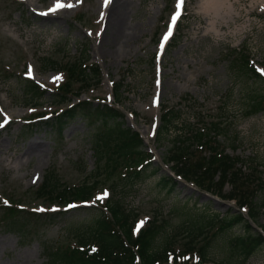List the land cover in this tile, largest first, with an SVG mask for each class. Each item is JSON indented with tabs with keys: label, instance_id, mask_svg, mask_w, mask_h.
<instances>
[{
	"label": "rangeland",
	"instance_id": "rangeland-1",
	"mask_svg": "<svg viewBox=\"0 0 264 264\" xmlns=\"http://www.w3.org/2000/svg\"><path fill=\"white\" fill-rule=\"evenodd\" d=\"M56 2L0 0V122L4 120L3 112L14 118L6 128H0V264H44L45 246H78L79 236L107 209L105 200L96 198L105 190L110 193V189L112 197L119 198L130 211L131 220L134 216L135 220L143 219L144 229L154 219L161 224L150 253H160L163 259L170 253L185 256L176 264H200L199 257L208 260L202 264H264V245L248 258L227 251L231 239L246 234L243 224L207 244L210 235L192 241L187 229L194 214H204L208 221L207 217L240 212L250 219L248 212L240 211L235 201L207 194L179 177L177 184L163 182L164 175H174L166 156L175 132L160 141L152 134L153 125H158V132L162 126L165 107L176 111V119L181 122L222 119L226 131L218 139L226 152L257 167V175L264 180V112L248 116L243 112L250 94L264 89V83L252 75L249 65L241 66V53L245 52L251 64L264 69V0H185L186 14L162 57H158V41L179 0H113L123 5L122 20L130 35L118 49L104 35L105 19L99 8L104 0H63L75 7L50 17L35 13L47 11ZM84 48H88L91 62L98 64L103 74L98 86L81 97L92 99L95 105L114 104V84H121V102L114 105L125 113L126 125L143 136L146 150L153 155V167L161 170L147 173L127 191L113 188V178L102 177L94 192L100 194L89 203L92 209L51 218L47 213L57 204L38 198L36 189L53 167L67 185L90 182L88 178L96 167L95 129L78 117L59 136L50 123L37 120L40 114L57 115L66 108V104L56 103L59 98L55 88L65 82L66 76L55 69L59 66L43 68V62L48 59L61 64ZM30 66L34 79L47 89L37 108L26 106L22 95L21 79ZM57 76L62 80L55 81ZM157 94L159 106L154 104ZM34 145L38 149L26 154ZM226 189L229 191L230 186ZM255 202L258 220L250 221L258 230L264 225V186L258 190ZM8 205L21 210L6 209ZM11 222L24 225L27 240L22 241L17 231L8 229ZM218 227L220 223L216 222L214 228ZM204 244L205 258L201 250ZM162 264L173 263L163 260Z\"/></svg>",
	"mask_w": 264,
	"mask_h": 264
},
{
	"label": "trees",
	"instance_id": "trees-1",
	"mask_svg": "<svg viewBox=\"0 0 264 264\" xmlns=\"http://www.w3.org/2000/svg\"><path fill=\"white\" fill-rule=\"evenodd\" d=\"M242 56L241 66L247 67L249 58L246 54ZM89 60L90 56L87 50H84L81 55L65 61L60 66L68 76L67 82L58 93L63 98L61 102H64L69 94L80 95L82 90L89 91L99 83L101 71L99 67L90 64ZM56 64L58 63L47 59L43 62V67ZM248 70L264 82V78L257 73L253 65H249ZM22 83L26 104L39 105L44 91L31 80L24 79ZM73 83H80L78 90H72ZM119 88L120 86L117 85L116 97L119 96ZM243 112L246 115L264 112V89L255 90L250 94ZM76 116H81L87 126L95 129L93 148L97 170L89 178L92 185L84 182L78 187H68L61 181L57 170L53 167L47 171L36 191L39 198L58 203L87 200L93 196L95 184L102 177L113 178L115 189L122 187L127 191L129 188H135L147 172H158V169L150 163L152 155L145 151V144L140 134L126 125L123 113L117 108L109 105H94L89 101L77 103L63 111L60 119H55L54 126L58 128L60 136L65 123ZM176 118L177 114L172 109L165 111L157 137L160 141L172 130L175 131L174 138L171 139L172 145L168 149L167 162L172 163L176 175L194 182L202 190L236 200L240 207L247 206L250 217L256 221L259 210L256 204L254 206V198L258 190L264 186V180L257 175V167L247 165L243 159L226 153L217 139V135L226 131L223 121L196 119L195 123L190 121L181 123L180 126V121ZM136 165H142V168L137 170ZM162 180L163 182L171 180L173 184L177 182L166 177ZM227 184L231 186V191L224 193ZM107 204L111 215L102 212L94 218L92 224L87 227L88 231L79 236L78 242L82 248L45 246L44 264H136L138 255L141 257V264H155L157 261L161 264L166 259V254L163 259L160 253H150L153 239L159 231L158 223L153 221L135 238L132 235L131 213L125 210L120 199L114 196ZM10 209L17 211L14 208ZM81 209L88 211L90 208ZM60 213L66 212L49 213V216L55 218ZM218 216L207 217L208 221H206L204 214H194L187 229L192 241L210 235L207 237V244L235 224H243L247 233L230 240L227 246L230 255L239 254L248 258L264 245V235L255 230L241 213L227 215L225 218ZM216 222L220 223V227L214 228ZM9 224V230L17 231L22 241L27 240L28 234L24 225L17 222ZM206 244L201 247L203 256H206L204 252ZM227 264L238 263L227 261Z\"/></svg>",
	"mask_w": 264,
	"mask_h": 264
},
{
	"label": "snow or ice",
	"instance_id": "snow-or-ice-1",
	"mask_svg": "<svg viewBox=\"0 0 264 264\" xmlns=\"http://www.w3.org/2000/svg\"><path fill=\"white\" fill-rule=\"evenodd\" d=\"M112 3H113V0H104V8L107 9ZM184 6H185V0H179V4L177 6L178 9H183ZM74 7H75V5L72 4V3H64L63 0H57V2H56V4H55L54 7L49 8L45 12H40V13H38V15H40L41 17H49L50 15H54V14L58 13L61 10H64V9H72ZM101 18L102 19L104 18L103 13L101 14ZM180 19H181V11L180 10H177L176 13H175V15L172 16V18H171V24H170V26L168 28V31H167L166 35L163 37L162 42L159 44L158 57H162L163 56L168 42L174 36V30L176 29L177 23H178V21ZM89 35H92V33H89ZM257 71H259L261 75H264V69H257ZM26 75L29 78H32V79L35 78L34 77V72H33V69L31 68V66L29 67V70L26 73ZM62 78H63L62 76H57V77L54 78V80L55 81H60V80H62ZM157 83L159 84L160 82L157 81ZM159 102H160V97H159V94H157L156 98L154 99V104L156 106H159ZM10 122H11L10 117H8V116L5 115L4 120L2 122H0V128L6 127ZM152 134L153 135L156 134V125H153V132H152ZM109 195H110L109 192L105 190L96 199L99 200L100 202H103L106 198L109 197ZM5 203H7V202H5ZM70 207H72V206H70ZM38 211H41L42 212V211H45V210L44 209H39ZM143 223L144 222L141 221V226L143 225ZM93 251H94V249H93Z\"/></svg>",
	"mask_w": 264,
	"mask_h": 264
},
{
	"label": "bare ground",
	"instance_id": "bare-ground-1",
	"mask_svg": "<svg viewBox=\"0 0 264 264\" xmlns=\"http://www.w3.org/2000/svg\"><path fill=\"white\" fill-rule=\"evenodd\" d=\"M99 8H101L102 13L104 14V19H105L104 35L106 36V40L108 42H111L112 46L117 47L118 49L122 46V44L126 40H128L130 36L129 32L127 31V27L122 20L123 5H119L116 2V3H112L107 9L104 8V5L99 6ZM64 11H68V9H65ZM37 149H38L37 145H34L28 148L25 153L26 154L33 153V151Z\"/></svg>",
	"mask_w": 264,
	"mask_h": 264
}]
</instances>
